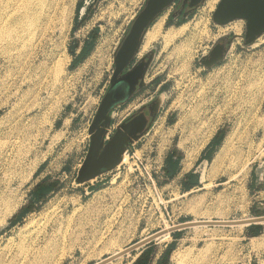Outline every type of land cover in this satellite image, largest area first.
<instances>
[{
    "label": "rangeland",
    "instance_id": "1",
    "mask_svg": "<svg viewBox=\"0 0 264 264\" xmlns=\"http://www.w3.org/2000/svg\"><path fill=\"white\" fill-rule=\"evenodd\" d=\"M146 1L0 0V264H94L166 224L264 214V93L251 83L264 68V33L246 37L242 20L215 24L219 0L181 15L171 4L150 22L135 55L141 86L129 110L110 112L106 138L133 108L153 109L150 124L112 170L77 183L116 49ZM91 31L90 54L72 67ZM218 132L228 138L220 153L223 143L208 145ZM170 153L196 187L162 174ZM43 180L57 189L24 212ZM247 227L151 243L171 244L172 264H244L264 247ZM138 251L109 264H131Z\"/></svg>",
    "mask_w": 264,
    "mask_h": 264
},
{
    "label": "water",
    "instance_id": "2",
    "mask_svg": "<svg viewBox=\"0 0 264 264\" xmlns=\"http://www.w3.org/2000/svg\"><path fill=\"white\" fill-rule=\"evenodd\" d=\"M204 0H191L190 7L198 6ZM173 0H147L144 8L133 20L126 36L116 49L114 56V71L110 79L109 89L102 98L94 120L88 128L89 145L85 159L78 171L77 183L84 184L92 178H97L112 170L119 162L120 155L125 152L131 140H136L143 133L139 127L141 117L122 124L110 138H106L110 112L119 104L127 101L133 94L138 79L144 72L139 63L131 69V62L140 48L143 34L150 22ZM217 25H226L235 20L245 24V36L254 37L264 33V0H219L212 15ZM141 86V82L139 83ZM153 110V109H152ZM154 111V110H153ZM264 224V215L242 220H198L179 223L167 230H160L148 238L139 240L123 251L103 258L94 264H109L119 257L138 251L149 243L157 240L165 233L178 232L193 227H229Z\"/></svg>",
    "mask_w": 264,
    "mask_h": 264
},
{
    "label": "trees",
    "instance_id": "3",
    "mask_svg": "<svg viewBox=\"0 0 264 264\" xmlns=\"http://www.w3.org/2000/svg\"><path fill=\"white\" fill-rule=\"evenodd\" d=\"M96 40L95 33L93 31L90 32L88 40L84 42L83 46L80 49V52L78 54H75L74 61L72 62V67H74L76 64L81 61H83L89 54L91 50V43ZM223 141V133L218 132L214 138L211 140L209 147H216L217 145L221 144ZM179 158L175 157L173 154H169L164 163V172L167 177H173L175 176V173L178 170L177 164H178ZM170 167H169V166ZM179 165V164H178ZM182 188L185 190H189L191 188H194L198 185V178L194 176V174L189 173L185 176V181L182 182ZM57 189L56 182L50 181V180H43L33 186L29 193V199L27 202V206L23 209L24 212H29L31 209V206L36 205L37 203H40L45 198L48 197L51 193H53ZM255 217L263 216L264 214L262 212H255L253 211ZM246 229V236L248 237H256L258 236L263 227L262 225H250ZM166 248L160 253L159 258L153 263L154 256L156 254V249L153 245V243H149L144 247V249H140L137 254L141 251L140 255L133 260L131 264H170L169 259L171 254L173 253L172 245H164ZM136 254V255H137Z\"/></svg>",
    "mask_w": 264,
    "mask_h": 264
},
{
    "label": "crops",
    "instance_id": "4",
    "mask_svg": "<svg viewBox=\"0 0 264 264\" xmlns=\"http://www.w3.org/2000/svg\"><path fill=\"white\" fill-rule=\"evenodd\" d=\"M191 0H173V2L171 4H175L177 5L178 7V13L181 15L183 14L186 10L187 12L189 11L188 10V7L189 6V3H190ZM88 40V39H87ZM85 42V41H84ZM84 42L81 44V47L83 46ZM120 44V43H119ZM80 47V49H81ZM136 65V62H135V56L131 62V68L134 67ZM130 68V69H131ZM136 86H138V83L136 84ZM134 99H135V95H132L131 98H129V100L124 104V105H121V106H116L114 109H113V112L114 111H117V110H120L121 112L123 111H126V110H129V107L132 106L133 102H134ZM152 112H154L150 107H145V106H142V107H137V108H133V111L129 112L126 117L123 118V120L121 121L120 123V126L122 124H126L130 121H132L133 119L137 118V117H141L140 121H139V127L142 128V131L144 132L147 127L149 126L150 124V121H151V117H152ZM141 135V133L139 134V136ZM216 135V134H215ZM214 135V136H215ZM213 136V138H214ZM212 138V139H213ZM211 139V140H212ZM210 140V142H211ZM209 142V144H210ZM208 144V145H209ZM179 167V166H178ZM165 168V166L163 167L162 169V174L166 176L165 172L163 171ZM179 169V168H178ZM189 173H192L194 174L193 171H186L184 173H182V168H180V170H177V172L175 173V175H178V177H182V181L180 183V186L182 187V182L185 181V176ZM94 179V178H92ZM200 183L199 179H198V184ZM30 193V192H29ZM264 236V229H262L261 233L259 236H256V237H251L250 239H257V238H260ZM145 247V246H144ZM141 248L142 250L144 249ZM166 248V246H163L161 250L159 251H156V254L154 256V259H153V263H155V261L159 258L160 256V253ZM141 251L136 255V257L134 259H136L139 255H140ZM248 253L250 254V258L248 260H246V262L244 264H264V247L262 248H254V249H249ZM169 262L170 264L171 263V256H170V259H169Z\"/></svg>",
    "mask_w": 264,
    "mask_h": 264
},
{
    "label": "bare ground",
    "instance_id": "5",
    "mask_svg": "<svg viewBox=\"0 0 264 264\" xmlns=\"http://www.w3.org/2000/svg\"><path fill=\"white\" fill-rule=\"evenodd\" d=\"M49 1V0H48ZM8 3V2H7ZM47 3V2H46ZM51 5V4H50ZM58 6V5H57ZM9 7V6H8ZM10 9V8H9ZM3 10H6V9H4L3 8ZM10 11V10H9ZM13 11V10H12ZM27 11H28V8H27ZM52 11V10H51ZM47 12V11H46ZM44 14V13H43ZM18 16V15H17ZM5 17V16H4ZM48 19V18H47ZM1 24V23H0ZM159 25L160 24H158V27H159ZM181 28V27H180ZM157 30V29H156ZM175 30V29H174ZM180 33V32H179ZM146 40H147V38H146ZM256 81H259L260 82V84H259V86H258V88H257V91H259V93L261 94V93H264V68L260 71V72H257V73H255L254 75H252V80H251V83H254V82H256ZM263 119H264V115H263ZM222 143H223V145L221 146V148H220V151H219V153L220 152H222L223 150H224V148H225V146L227 145V143H228V138L226 137V139L224 140V142L222 141ZM221 143V144H222ZM218 153V154H219ZM123 155V154H122ZM126 160H127V158L125 157V154H124V156L122 157V161L123 162H126ZM118 164V163H117ZM116 164V165H117ZM115 165V166H116ZM119 166V165H118ZM245 219H250V218H245ZM242 220V219H241ZM236 221V220H235ZM178 225V224H177ZM174 226H176V225H174V224H166V226L162 229V231H164V230H167V229H170L171 227H174ZM239 226H242V225H239ZM193 228H196V227H193ZM169 234L170 233H165V234H163L162 236H160L159 238H157V240H164V239H166V238H168L169 237ZM149 237V236H148ZM148 237H146V238H148ZM146 238H143V239H146ZM143 239H141V240H143ZM54 243H57V242H54ZM53 243V244H54ZM53 247H55V246H53ZM124 250V249H123ZM123 250H120V251H123ZM120 251H118V252H120ZM118 252H115L114 254H116V253H118ZM179 253H180V251H176L175 252V254L173 255V258H174V260L175 259H177L178 258V255H179ZM114 254H112V255H114ZM130 253H128V254H125V255H123V256H121V257H119L118 259H116V260H114V261H117V260H119V259H121V258H123L124 256H126V255H129ZM181 254V253H180ZM101 261V260H100ZM113 262V261H112ZM112 262H110V263H112ZM34 263V262H33ZM32 264V263H31ZM177 264V263H176Z\"/></svg>",
    "mask_w": 264,
    "mask_h": 264
},
{
    "label": "flooded vegetation",
    "instance_id": "6",
    "mask_svg": "<svg viewBox=\"0 0 264 264\" xmlns=\"http://www.w3.org/2000/svg\"><path fill=\"white\" fill-rule=\"evenodd\" d=\"M138 87H139V85H138ZM138 87L135 85V88H134V92H133V94L132 95H136V91L138 90ZM131 98V97H130ZM129 100V99H128ZM127 100V101H128ZM127 101H125L124 103H122V104H119L118 106H121V105H124ZM114 109V108H113ZM112 109V110H113ZM112 113H113V111H112Z\"/></svg>",
    "mask_w": 264,
    "mask_h": 264
}]
</instances>
